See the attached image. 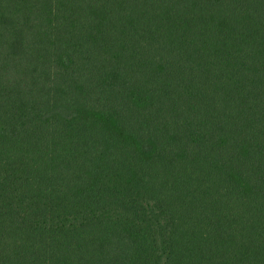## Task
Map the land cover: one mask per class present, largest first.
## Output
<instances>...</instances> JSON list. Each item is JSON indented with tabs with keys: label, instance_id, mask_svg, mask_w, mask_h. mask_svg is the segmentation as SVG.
Wrapping results in <instances>:
<instances>
[{
	"label": "trees",
	"instance_id": "1",
	"mask_svg": "<svg viewBox=\"0 0 264 264\" xmlns=\"http://www.w3.org/2000/svg\"><path fill=\"white\" fill-rule=\"evenodd\" d=\"M0 264H264V0H0Z\"/></svg>",
	"mask_w": 264,
	"mask_h": 264
}]
</instances>
